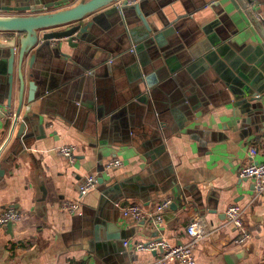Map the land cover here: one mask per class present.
I'll use <instances>...</instances> for the list:
<instances>
[{
  "label": "crops",
  "instance_id": "obj_1",
  "mask_svg": "<svg viewBox=\"0 0 264 264\" xmlns=\"http://www.w3.org/2000/svg\"><path fill=\"white\" fill-rule=\"evenodd\" d=\"M55 1L0 0V15L53 11L44 4ZM244 1L140 0L148 36L134 6L112 2L85 20L76 47L62 40L56 51L51 39L31 69L26 58L23 86L15 59L9 103L0 56V210L23 215L0 228V264H146L157 254L133 251L136 242H185L194 217L209 231L194 264H228L242 251L234 264L264 263V193L254 198L252 180L238 177L249 162L264 163V0ZM17 5L27 8L5 9ZM234 78L254 84L249 95ZM32 80L37 98L27 112ZM16 111L21 134L7 124ZM63 144L75 146L73 163L58 152ZM111 159L122 166L105 168ZM87 175L103 181L77 212L61 210ZM164 198L160 227L122 215L129 203L150 210ZM232 204L244 208L252 233L243 247L226 223Z\"/></svg>",
  "mask_w": 264,
  "mask_h": 264
},
{
  "label": "water",
  "instance_id": "obj_2",
  "mask_svg": "<svg viewBox=\"0 0 264 264\" xmlns=\"http://www.w3.org/2000/svg\"><path fill=\"white\" fill-rule=\"evenodd\" d=\"M115 1L116 0H57L53 3H47L46 5L44 4V8L56 6L57 9L55 8L53 11L27 15H0V32L7 34V38L0 41V56L3 57V61L5 63V72L7 73L8 89L5 93L7 103L10 102V85L12 83L15 59L16 74L20 82V86H23L25 76L22 69L24 66V60L26 58H28V68L31 69L35 55L38 51L44 48V46H46L51 39L56 41V51H60L63 43H66L71 48L76 47V39H82L83 34L85 33L88 26H91L92 19H88V21L85 20L92 16V14H95V12ZM237 1L242 8H246L244 0ZM132 6L137 9V13L140 15V18L142 19L146 29L145 36H148L153 29L149 27V25H147V23L144 21L143 16L138 10V4ZM26 8L27 6L23 7L21 5H17L15 7H6L5 9L10 11H22V9ZM256 21L259 20L257 19ZM256 25L258 24L256 23ZM262 37L263 41L257 47V53L264 54V36ZM62 40H64V42ZM225 48L226 45L218 49L217 52L221 53V50ZM240 54L243 55V53ZM62 55L68 56L64 53H62ZM234 59L236 61L229 62V65L240 77L243 75L240 72L243 67L241 63H238L240 60L239 58ZM262 59H264V56ZM257 75L258 78H262V73H258ZM29 77L34 78V74L31 72ZM234 82L238 84V86L240 85L241 88L240 90L237 89V91L242 96L249 95L250 87H253L254 85L252 82H249L250 86H244L242 83H240L238 78H234ZM36 86L37 85L36 82L34 83V80L29 83L30 88L26 100L27 112L29 111L30 104L37 98ZM263 87L264 85L258 87L257 90H260V88ZM20 103L21 102L19 101V105ZM13 115L14 116L12 119H10V117L7 119V124L10 125L12 131L17 128V134H21L25 124V118L23 117L22 119L23 123L18 124L19 113L16 111L13 113ZM1 174H3L2 169H0V175ZM101 180L103 181V179L98 178L97 183H100ZM7 225L10 226L11 223H8ZM244 252L245 251L239 252L237 254L235 253L234 255H228L226 257L228 264H234V261L238 257L245 254Z\"/></svg>",
  "mask_w": 264,
  "mask_h": 264
},
{
  "label": "built area",
  "instance_id": "obj_3",
  "mask_svg": "<svg viewBox=\"0 0 264 264\" xmlns=\"http://www.w3.org/2000/svg\"><path fill=\"white\" fill-rule=\"evenodd\" d=\"M140 0H116L115 3L119 7L135 5ZM13 116V114H12ZM10 137V136H9ZM8 137V139H9ZM7 139V140H8ZM58 152L64 156L70 163H73L75 156V146L71 144H63L58 147ZM255 153V149H250V155ZM122 166L119 159H111L105 165L107 169H116ZM238 177L250 179L253 182V196L258 197L264 193V163L255 161L249 162L242 166L238 171ZM97 185V177L95 175H87L83 177L77 187L78 199L75 201H64L61 203V210L68 213H75L80 208L81 198ZM170 199L164 198L156 203L152 209L147 210L138 203H129L122 208V215L133 220H150L151 225L160 227L163 224V211L168 207ZM22 213L13 207H5L0 210V228L8 223H16L21 220ZM226 223L236 230L234 243L243 247L249 243L252 233L244 221V208L238 204L229 205L225 210ZM209 231L205 221L200 217H194L185 227L187 239L175 245L169 244L163 238L154 239L146 242H136L133 251H149L156 252L157 257L154 261L146 264H194V250L198 242L203 239Z\"/></svg>",
  "mask_w": 264,
  "mask_h": 264
},
{
  "label": "trees",
  "instance_id": "obj_4",
  "mask_svg": "<svg viewBox=\"0 0 264 264\" xmlns=\"http://www.w3.org/2000/svg\"><path fill=\"white\" fill-rule=\"evenodd\" d=\"M262 264H264V263H262Z\"/></svg>",
  "mask_w": 264,
  "mask_h": 264
}]
</instances>
